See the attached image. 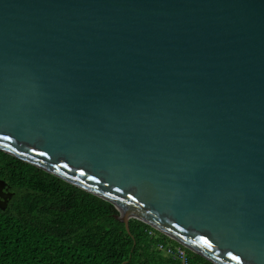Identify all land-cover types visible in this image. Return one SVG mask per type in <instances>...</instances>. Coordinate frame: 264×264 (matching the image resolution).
<instances>
[{
  "label": "water",
  "instance_id": "water-1",
  "mask_svg": "<svg viewBox=\"0 0 264 264\" xmlns=\"http://www.w3.org/2000/svg\"><path fill=\"white\" fill-rule=\"evenodd\" d=\"M0 149L264 264V0H0Z\"/></svg>",
  "mask_w": 264,
  "mask_h": 264
},
{
  "label": "trees",
  "instance_id": "trees-1",
  "mask_svg": "<svg viewBox=\"0 0 264 264\" xmlns=\"http://www.w3.org/2000/svg\"><path fill=\"white\" fill-rule=\"evenodd\" d=\"M0 179L13 193L0 209V264H176L156 248L170 240L162 232L133 217L128 232L108 200L1 149Z\"/></svg>",
  "mask_w": 264,
  "mask_h": 264
},
{
  "label": "built area",
  "instance_id": "built-area-1",
  "mask_svg": "<svg viewBox=\"0 0 264 264\" xmlns=\"http://www.w3.org/2000/svg\"><path fill=\"white\" fill-rule=\"evenodd\" d=\"M148 234H153L156 228L150 226ZM169 238V237H168ZM157 243L156 248L164 255L169 256L176 264H189L188 249L180 242L171 238Z\"/></svg>",
  "mask_w": 264,
  "mask_h": 264
}]
</instances>
